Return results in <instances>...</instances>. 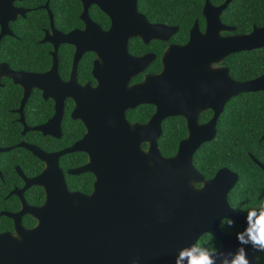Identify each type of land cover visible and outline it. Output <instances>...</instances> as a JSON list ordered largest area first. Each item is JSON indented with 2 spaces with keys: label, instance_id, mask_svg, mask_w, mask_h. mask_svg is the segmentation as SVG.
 <instances>
[{
  "label": "water",
  "instance_id": "1",
  "mask_svg": "<svg viewBox=\"0 0 264 264\" xmlns=\"http://www.w3.org/2000/svg\"><path fill=\"white\" fill-rule=\"evenodd\" d=\"M16 1L22 0H0V40L13 35L11 22L26 16L27 10L16 7ZM82 1L86 27L69 34L55 29L49 4L44 7L51 17L52 32H47L43 43L54 45L50 70L15 72L7 64L0 65V82L6 76L24 90L19 110L22 123L25 124L24 106L33 90H40L46 100L55 102L51 120L37 127H25L23 133L40 131L45 136L61 138L68 98L76 102L72 118L81 120L87 128L81 141L57 153L20 144L46 164L44 172L29 181L30 186L45 189L46 201L41 207H29L23 212L38 221L36 227L24 228L19 218L15 234H0V264H174L177 249L197 239L199 242L205 234L218 239L222 250L234 251L238 246L236 234L224 233L220 225L227 216L242 230L246 226V216L229 204L238 176L222 170L214 179L205 181L193 166V155L202 143L216 136L217 119L231 97L264 91V75L249 82L235 81L228 70L207 69L201 52L213 51L220 60L232 53L264 48V27L256 28L250 35L223 39L216 33L220 42L214 45L210 44L214 34L208 32V39L201 43L193 41L186 48H170L164 55L161 74L130 87L131 79L153 61L147 56L132 57L128 53L130 38L140 33L145 40L147 34L166 41L172 29L150 24L138 12V0ZM91 5L111 18L110 30H103L90 18ZM63 44L76 48L69 81L59 75L58 51ZM87 52L98 56L92 72L96 87L78 83V65ZM182 70L186 78L176 83L177 76L182 79ZM160 85L166 97L162 104L155 99ZM168 94H173L175 100L168 102ZM143 97H147L146 102ZM196 100L201 103L194 108ZM142 102L155 103L157 113L147 125H133L127 121L125 111ZM206 108L214 109L216 116L209 125L201 126L199 116ZM178 115L188 120L191 136L181 143L175 157L166 158L158 146L162 123ZM144 143L149 144L146 151L142 148ZM74 152H84L90 160L68 174H93L96 181L90 195L71 192L59 166L61 156ZM196 184L202 186L197 189ZM246 247L250 264H257V251Z\"/></svg>",
  "mask_w": 264,
  "mask_h": 264
},
{
  "label": "trees",
  "instance_id": "2",
  "mask_svg": "<svg viewBox=\"0 0 264 264\" xmlns=\"http://www.w3.org/2000/svg\"><path fill=\"white\" fill-rule=\"evenodd\" d=\"M48 0H24L17 3L19 6L28 8L30 12L25 18H19L11 23V29L15 37L6 36L0 43V62L7 63L13 70L28 71L35 73L46 72L52 67L53 47L48 43H41L46 30L50 29V16L43 8ZM200 0H140V11L147 15L152 22L167 23L174 20L176 23L195 18L199 11ZM238 15L231 12L232 17H238L242 24L240 27L244 32L250 31L253 25L264 26V0H235ZM50 9L55 17V26L63 32H70L74 29L83 28L84 24L80 19L82 4L79 0H50ZM91 17L103 27L109 26L108 17L96 6L90 11ZM1 31V30H0ZM147 47L138 42H133L131 52L143 54L147 52ZM157 49V50H156ZM161 44L157 43L152 50L161 52ZM74 47L64 45L60 48L59 73L63 80H68L73 66ZM96 55L87 53L78 68V79L80 84H85L92 80L93 61ZM235 79L241 80L242 74H247V79L256 78L264 73V49L258 52H245L233 55L228 60ZM160 55L158 60L152 65L151 71L160 70ZM249 64V71L239 73L237 66ZM242 78V79H244ZM4 87H0V144L4 146L17 145L20 142L35 144L46 152H56L73 145L85 133L86 128L80 121L71 119L70 113L73 103L69 102L66 109V117L63 123V137L55 139L45 137L40 132H23V125L18 121L19 114L16 110L20 108L23 98V90L16 86L9 79L3 80ZM150 109V107H149ZM149 111V110H148ZM142 107L138 111L129 112L130 120L146 122L154 109L150 112ZM26 123L31 127L45 123L53 117L54 105L52 101H45L39 90H34L26 107ZM185 122L182 119H170L164 123V135L160 141V149L164 156L168 157L177 152L179 142L186 134ZM264 92L243 94L227 105V108L220 121V130L216 140L205 146L201 152L202 158H209L216 165L224 155L235 154L236 149H243L240 164H232V167L241 173V179L230 195L231 205L240 213L246 214L245 210L253 205L257 199H264V172L258 168L245 155L246 152H253L262 162H264ZM87 156L83 153H75L62 158L61 165L64 169L82 165ZM204 162H208L203 160ZM198 168L199 161H195ZM11 164L10 169L14 171V166H20L30 177L39 174L44 164L28 150L17 148L10 154L0 156V167ZM218 168V167H217ZM217 168L207 175H214ZM86 177V176H84ZM209 178V177H208ZM94 179V178H93ZM86 183H91L90 180ZM80 177H68L67 182L71 189L79 188ZM91 185V184H90ZM85 183L82 184V188ZM90 191L91 187L84 189ZM35 202L42 204L44 192L41 188H35ZM32 220V219H31ZM222 230L235 233L240 230V226L234 222L229 228L223 222ZM208 248L220 249V242L213 236L205 234L199 240ZM258 264H264V252L257 253Z\"/></svg>",
  "mask_w": 264,
  "mask_h": 264
},
{
  "label": "flooded vegetation",
  "instance_id": "3",
  "mask_svg": "<svg viewBox=\"0 0 264 264\" xmlns=\"http://www.w3.org/2000/svg\"><path fill=\"white\" fill-rule=\"evenodd\" d=\"M23 1L24 0L16 1L15 2V6L18 7V8H22L24 10H27V12H26V15H27L30 12V10L28 8H25L24 6L17 5V3H22ZM79 1L82 4V9H83L82 13L80 15V19L83 22L84 27L83 28L74 29V30H72L70 32H67V33L63 32L61 30H58L56 28V26H55V17L53 15L52 10L50 9V5H49V9H50V11H51V13L53 15L54 27H55V29L57 31L62 32L63 34H69V33L73 32L75 30H84L85 29L86 24L82 20V15H83L84 10H85L84 9V4H83L82 0H79ZM227 2H228V0H200V3H199V7L200 8H199V11L197 10L195 18H187L186 20H183V24H182V21H179V23H176L174 20H171L170 22H167V23L150 21L148 19L147 15L140 11V4H139L140 0H138V2H137L138 12L141 13L142 15H144L150 24L167 26L170 29H172V30H170V31H172V33L170 34L169 39L166 40V41L161 40V39H153L154 37H147V34H145V37H146V40H145V38L143 36H141L140 33L138 35H136L135 37L130 38L129 43H128V53L134 58H142V57H146L147 56V57L152 58L153 61L146 69L143 70L142 73L138 74L137 76H135V77H133L131 79V81L129 83V86L133 87V86L142 85L143 83L147 82V78L149 76H156V75L161 74L164 71V64H163L164 55L170 48H174V49L186 48L189 45H191L193 43V41H196V42L199 41L201 43V42H203V41L208 39L207 37H205V35H207L208 32H209V34L210 33L214 34V37H213L212 41L210 42L211 45H214L216 42L217 43L220 42L219 39L217 38V34L216 33H220V36H221L220 38L223 39V38H227L229 36L250 35V34H252L254 32V30L256 28L264 27V26H260L259 27L257 25H253V28L250 31L244 32L243 29L240 27V25L242 24L240 19L238 17H232L231 16V12L230 11H232L233 9L235 10L234 13L238 15V11L236 9L235 0H232L231 2L226 4ZM47 3L49 4L50 0H48ZM45 5L43 6V8L45 7ZM94 6H96V5H91L88 8L89 16H90V18L93 21H94V19L91 17L90 11H91V9ZM96 7H98V6H96ZM45 10H47V9H45ZM47 12L49 14L48 10H47ZM105 15L109 19V26L108 27H103L99 23H97L96 21H94V22L97 23L103 30L108 31V30H110V28L112 26V20L107 14H105ZM49 16H50V14H49ZM21 17L25 18L26 16H18L17 20L19 18H21ZM16 21H14V22H16ZM11 23H13V22H11ZM11 23H10V25H11ZM10 29H11V26H10ZM0 30H1L0 31V35H1V32H2L1 24H0ZM11 31L13 32L12 29H11ZM47 32H50V33L52 32V29H51V17H50V29L46 30L45 36H46ZM6 36L15 37V33L13 32V35H6ZM6 36H4V37H6ZM45 36H44V38H45ZM3 38H1V40ZM44 38H43V40H44ZM1 40H0V43H1ZM43 40L41 41V43H43ZM133 42H138V43L142 44L143 46L147 47L145 49V50H147V52H145L143 54H134V53H132L131 52V46H132ZM46 43H48V42H46ZM157 43L161 44V48H163L161 50V52H159V53L156 52L157 49L156 50H152L153 46H155ZM43 44H45V43H43ZM48 44H50L53 47V51H52V58H53L54 45H52L51 43H48ZM64 45H70V44L61 45L59 47V51H60V48L62 46H64ZM70 46H73V45H70ZM73 47H74V55H73V65H74V56H75V53H76V48H75V46H73ZM263 49L264 48H258V49H253V50H250V51H242V52L232 53V54H230V55H228L225 58H222L220 60L218 59L217 53H215L213 51H208V52L202 51L201 52V56H202V59H203L204 64H205L207 69H209V67H210L214 71L228 70L230 75H231V77L233 78V80L238 81V82H249V81L255 80L256 78H258L260 76H258L256 78H252V79H247L248 78L247 74H242L241 78H240L241 80L235 79L234 76L232 75V73H233L232 69L233 68L230 67L228 60L233 55H237V54H241V53H245V52L253 53V52H258L259 50H263ZM59 51H58V61H59V67H60ZM87 53H93L94 55H96V57H95V59L93 61V67H94V62H95V60L97 59L98 56L94 52H87ZM87 53H85L84 56ZM159 55H160V63H161L160 64L161 65L160 66V70L157 71V72L151 71V67L158 60ZM84 56L82 57V59L84 58ZM221 57H222V55L219 56V58H221ZM82 59H81V61H82ZM216 59L219 60L220 62H214V60H216ZM1 64H7V63L0 62V65ZM79 65H80V63H79ZM79 65H78V68H79ZM244 65L245 66H242V68L239 67V66L236 67V69H237V71L239 73H246L247 71H249V69H248L249 68V64H247V65L244 64ZM52 66H53V64H52ZM9 68H10V70L15 71V72H27V73H30L28 71H16V70H13L10 66H9ZM72 71H73V66H72ZM72 71H71V74H72ZM177 71H178V75H179L180 74L179 73V69ZM92 72H93V69H92ZM33 73H35V72H33ZM42 73H44V72H42ZM183 73H184V71L182 70L181 71V78L182 79H179L178 76L176 77V81H177L176 83L181 82V81H183L184 78H186V76L183 75ZM71 74H70V77H69L68 80H63V79L62 80L63 81H69L71 79ZM59 75H60V73H59ZM263 75H264V73L261 76H263ZM244 77H247V78H244ZM242 78H244V79H242ZM6 79L11 80L13 82V84L16 85L14 83L13 79L4 76V77L1 78L0 87H4L3 80H6ZM77 79H78V74H77ZM78 83L80 84L79 79H78ZM87 84H91L94 87L97 86L98 83H97V80L93 77V74H92V80H89L85 84H80V85L84 86V85H87ZM16 86H18V85H16ZM161 86L162 85H160L159 94H155V99L157 98L159 104H162V102L164 100H166V97L164 96V92L162 91V87ZM19 87H21V86H19ZM22 90H23V88H22ZM35 90H37V89H35ZM259 92H264V91L242 92V93H239L236 96L231 97L230 100L225 104L223 111L220 113V115H219V117L217 119V123H216V131H217V133H216V136L212 140L202 143L201 146L199 147V149L193 155V166L204 177L205 181H210V180L214 179L217 176V174L220 171H222V170H228L230 173L235 174V175L238 176V181H237L235 187L230 191V194H229V204L237 212H239V211L236 208H234V206L231 205L230 195L233 192V190L236 188V186L238 185V183H239V181L241 179V173L238 172L237 170H235L232 167V164L233 163H235V164H240L241 163V155L243 154L244 150L243 149H236L235 154L229 153L227 155H224L223 158L221 160H219V162L216 163V165H214V161L212 159L202 158L201 152H202V150H203V148L205 146H208V145L212 144L216 140V138H217V136L219 134V130H220L221 118H222V116H223V114H224V112H225V110L227 108V105L230 103V101H232V100H234V99H236L238 97H241V95H243V94L259 93ZM30 97L28 98V100H27V102H26V104L24 106V110H23L25 124L21 122V117L22 116H21V113H19V110L22 107V101L24 99V90H23V98L21 100L20 108H18L16 110V113L19 114L18 121L23 125L24 129H25V127H28V128L31 127L30 125H28L26 123L25 113H24L25 107H26ZM149 97H151V95H149ZM42 98L45 101H52L53 105H54V111H55V102H54V100L53 99L46 100L43 97V94H42ZM146 98L147 97H143L145 102L147 101ZM174 100H175V98H174L173 94H168L167 95V101L168 102H172ZM69 102L73 103V109H72V111L70 113L71 119H73L72 118V113H73L74 109L76 108V102L72 98H68L66 100V102H65V114H64V118H63V122H62V137H63V123H64V120H65V117H66V114H67L66 113V109H67V104ZM200 103H201V101L196 100L192 107L195 108L196 106L200 105ZM120 106H121V101H120ZM123 107H124V104L122 102V109H123ZM142 107L146 108V111L149 110L148 112H150L151 108L154 109V111L151 114L150 118L146 122H140L139 119L138 120H135V119L130 120V118H129L130 113L129 112L130 111L131 112H134V111L136 112V111L140 110ZM149 107H150V109H149ZM157 109H158V107H157V105L155 103L153 104V103H144V102H142V104L140 103V105L136 106L133 109H131V108L127 109L125 111V116H126L127 121L129 123L133 124V125H147L151 121V119L155 116V114L157 113ZM54 116H55V113H54L53 117ZM215 116H216V112H215L214 109L206 108L205 110H202V112L200 113L199 124L201 126L209 125L212 122V120L215 118ZM52 118H50L49 120H51ZM173 118L175 120L176 119H179V120L182 119L185 122L186 134L181 139V141L179 142V146H178L177 152L175 154L171 155V156L166 157L161 152L160 141H161V139H162V137L164 135V123L167 120L169 121L170 119H173ZM73 120H75V119H73ZM48 121H46L43 124H46ZM75 121L82 122L81 120H75ZM43 124H40V125H43ZM82 124L85 126V124L83 122H82ZM40 125H37V126H40ZM37 126H33V127H37ZM85 128H86V126H85ZM162 128H163V134L161 135V137L158 140L159 150H160L161 154L164 157H166V158L175 157L177 155L178 151H179L181 143L191 136V129L189 127L188 120L182 115L170 116V117L166 118L163 121ZM24 129H23V132H24ZM23 132H22V134L25 135L27 133H30L31 131H28L26 133H23ZM33 132H40V131H33ZM40 133H42V132H40ZM86 134H87V128H86L85 133L82 135V137L79 138L73 145H71V146H69L67 148H64L62 150L56 151V152H47V153L52 154V153H57V152L69 149V148L73 147L77 142L81 141L85 137ZM48 136H45V137H48ZM49 137H52V136H49ZM61 138H59V139H61ZM55 139H57V138H55ZM261 140H264V134H263ZM22 143H26V142H20L19 144L13 145V146H11V145L4 146V145L0 144V149L5 150V151H0V156L3 155V154H10L17 148H23V147L20 146V144H22ZM27 144H29V143H27ZM29 145L37 146L35 144H29ZM37 147L40 148L39 146H37ZM142 148L145 151L148 150L149 149V144L148 143H144L142 145ZM23 149H25V148H23ZM41 150H43V149H41ZM43 151H45V150H43ZM30 153L33 156H35L32 152H30ZM75 153H83V154H85L87 156V159L80 166H74V167H70L68 169H64L62 167V165H61L62 158L67 156V155H71V154H75ZM245 155L252 161L253 164H255L258 168H260L264 172V162H262L260 160V158H258L253 152H250V151L246 152ZM89 160H90L89 156L86 153H84V152L69 153V154H65V155L60 157L59 166L65 172L66 183H67V186H68V188H69V190L71 192H80V193H83V194L90 195L94 191V184H95V181H96V177L93 174L87 173V172L79 174V175H70V174H68L69 170L79 169V168L85 166L89 162ZM203 160H206L208 162H204ZM195 161L201 162V163H198L200 168H198L196 166V162ZM42 163L44 164V167H43L42 171L39 174H37L35 176H32V177H30V175H27L20 166H14V171L9 170L11 164H5V165L3 164L2 165L3 168L0 167V234H4V233L15 234L17 226H18V219L19 218L21 220V225L24 228H26V229L34 228V227L37 226L38 221L33 216H31L30 213H23V212L27 211L28 210L27 208H29V207H41V206H43L45 204V201H46V191H45V189L43 187L37 186V185L30 186V183H29L30 179L37 178L38 176H40L44 172V170L46 168V164L44 162H42ZM215 168H217V170L214 172V175L212 177H210L211 175H207L206 174L208 172L212 173V170L215 169ZM69 176L70 177H72V176L73 177H80V180H82V181L79 183V188H77V189H71L70 188V186H69V184L67 182V178ZM84 176H86V177H84ZM85 179H87L88 182L90 180L91 183L87 184ZM83 183H85V186L82 188V184ZM200 186H202V185H200ZM38 187L41 188L43 190V192H44V201H43L42 204H37L35 202V195H34L35 191L34 190H35V188H38ZM90 187H91L90 191L84 192L85 191L84 189H88ZM20 214H22V216ZM240 214H242V213H240ZM242 215L246 216L245 214H242ZM222 223H223V221L221 222V224ZM235 223L238 224L237 222H235ZM238 225L240 226V230L239 231H242V226L240 224H238ZM220 228H221V225H220ZM221 230H222V228H221ZM222 231L224 233H226V234H229V235H235L237 233V232L230 233V232H226L224 230H222ZM220 245H221L220 246V249H221L222 248L221 242H220ZM257 253H258V251L255 253V256H256V261H257V264H258Z\"/></svg>",
  "mask_w": 264,
  "mask_h": 264
},
{
  "label": "clouds",
  "instance_id": "4",
  "mask_svg": "<svg viewBox=\"0 0 264 264\" xmlns=\"http://www.w3.org/2000/svg\"><path fill=\"white\" fill-rule=\"evenodd\" d=\"M199 189V184L194 185ZM246 226L236 233L237 248L224 251L217 248H208L202 243L195 242L177 249L174 264H250L247 247L258 252H264V199H257L246 210ZM222 221L231 228L234 221L224 217Z\"/></svg>",
  "mask_w": 264,
  "mask_h": 264
}]
</instances>
